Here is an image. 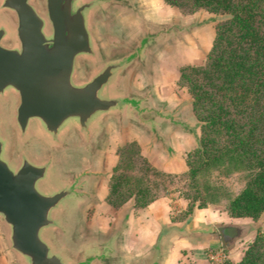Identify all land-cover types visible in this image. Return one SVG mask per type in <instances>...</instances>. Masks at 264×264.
Listing matches in <instances>:
<instances>
[{"label":"rangeland","instance_id":"1","mask_svg":"<svg viewBox=\"0 0 264 264\" xmlns=\"http://www.w3.org/2000/svg\"><path fill=\"white\" fill-rule=\"evenodd\" d=\"M2 1L0 29L6 31L2 45L17 47L15 15L1 8ZM81 3L93 4L86 10L93 53L76 58L73 82L77 85L85 84L108 65H118L112 78L99 92V97L103 100L118 99L121 105L109 112L97 113L88 121L86 128H82L75 119H69L56 137L35 119L30 120L27 131L22 133L15 119L18 96L13 90L6 89L0 93L1 158L12 170H17L23 159L46 165L48 171L36 185L42 194L70 192L50 213L54 224L41 232V239L49 247L50 256H56L63 264H91L99 257L100 247L112 253L106 255L108 258L102 260L101 264H116L114 261L118 264L119 257L113 254V250L121 243L124 223L113 220L109 227L107 224L103 227L100 222H91L90 219L94 214L106 212L103 199L105 201L112 170L117 163L116 150L134 141H127L126 136L132 139L133 135L139 134L137 125L145 123L150 128L149 124L156 119L161 121L159 124L162 123L163 133L168 129V134L174 131L180 137L176 129L194 132L197 124H188L186 119L190 117L189 112L182 106L188 96L186 88L178 84L179 70L188 65L204 64L210 49L193 36L196 31L201 33L206 28L208 45L214 40V23L217 25L224 17L204 10L183 14L176 8L166 9L164 2V9H128L127 0H82ZM30 4L46 21L45 34L50 36L52 30L47 19L46 0H30ZM155 18L156 22H153ZM136 26L140 31L135 29ZM131 29H135V32ZM151 127L155 132L154 126ZM149 128H146L147 132ZM160 139L167 140L164 134ZM167 141L162 148L173 151ZM154 150L158 151L156 147ZM149 162L163 171L155 162ZM186 170L187 167L182 172L172 174ZM125 171L130 178L137 177L131 168H125ZM248 174L242 167L231 164L205 172L198 178L202 200L196 202V205L203 201L210 209L227 213V204L243 189ZM216 188H220L219 193ZM162 192L165 198L172 199L175 218L184 223L190 215L192 199L184 196L187 191L183 184L167 183L165 191H160L161 195ZM82 213L88 219L83 225ZM204 217L203 223H198L195 231L202 237L209 235L217 239L223 224L206 226V215ZM233 219V229L246 227L247 233L236 237L235 230L231 228L228 231L233 239L231 245L223 246L219 236L217 244L204 252L191 253L189 264L241 261L256 231L260 229L264 234V212L257 220ZM98 234L99 239L96 238ZM10 235V227L0 216V264H29L26 258L12 249ZM153 260L155 258L152 256L150 263Z\"/></svg>","mask_w":264,"mask_h":264},{"label":"trees","instance_id":"2","mask_svg":"<svg viewBox=\"0 0 264 264\" xmlns=\"http://www.w3.org/2000/svg\"><path fill=\"white\" fill-rule=\"evenodd\" d=\"M162 1L183 14L204 10L224 17L215 27L204 64L179 70L178 84L186 88L200 124L198 146L186 154L187 170L180 174L155 168L136 141L118 147L105 202L115 210L130 200L136 209L145 208L166 197L160 191L167 183L179 182L187 191L186 199H192L191 214L206 206L203 201L196 205L202 200L198 178L231 164L249 174L226 211L231 218L257 220L264 212V0ZM125 168L137 177L130 178ZM216 190L219 193L220 188ZM231 228L223 226L219 231L225 247L233 243ZM256 232L241 261L209 264H264V234L260 229Z\"/></svg>","mask_w":264,"mask_h":264},{"label":"water","instance_id":"3","mask_svg":"<svg viewBox=\"0 0 264 264\" xmlns=\"http://www.w3.org/2000/svg\"><path fill=\"white\" fill-rule=\"evenodd\" d=\"M77 1L46 0L52 30L48 37L47 23L30 0L1 3L2 9L15 15L18 46L4 47L2 40L6 31L0 29V93L11 89L17 94L15 119L22 133L27 131L30 120L35 119L56 137L69 119L86 128L97 113H106L121 105L118 99L99 97L118 65H108L85 84L73 82L76 58L93 53L86 15L93 4ZM2 152L0 141V216L10 227L12 249L29 264H63L56 256H50L41 232L54 224L50 213L70 192L40 193L36 185L44 179L47 166L23 159L20 167L12 170L2 160ZM235 230L241 237L248 228L240 226Z\"/></svg>","mask_w":264,"mask_h":264},{"label":"crops","instance_id":"4","mask_svg":"<svg viewBox=\"0 0 264 264\" xmlns=\"http://www.w3.org/2000/svg\"><path fill=\"white\" fill-rule=\"evenodd\" d=\"M127 1H129L128 9H135V7L136 9H149L150 7L152 9H157L158 7L164 9L166 7L162 0ZM123 9L125 8L123 7ZM166 9L175 8L167 6ZM153 20V22H156V18ZM214 25L213 34L215 36L216 23ZM135 29L140 31L138 26ZM135 29L130 31L135 32L133 31ZM193 37L204 43L203 46L208 50L211 48L213 40L206 45V28H203L201 33L196 31ZM204 51L206 52V49ZM186 93L188 98L182 106L189 112L190 117L186 119L188 124H197L194 132L176 129L180 137H177L174 131L168 134L167 132H170L168 129L166 133H163L162 123L159 124L161 121L156 119L149 124L150 128L145 123L137 125L136 128L139 134L133 135L132 139L130 138L131 136H126L127 141L134 140L138 143L141 153L146 159L155 162L158 168L165 172H182L186 168V154L198 146L200 125L193 115L191 98L188 92ZM152 125L155 128V132L152 130ZM146 128H149L150 131L147 132ZM163 134L168 141H161L162 139L160 138ZM166 141L169 142V146H172L173 151H170L169 148H162L163 143ZM154 147L159 152L155 151ZM103 204L106 212L104 214H94L90 219L91 222H100L103 227L105 224L109 227V223L113 220L124 223L120 236L121 243L113 250V254L119 257L118 264H189L191 253L194 251L204 252L205 249L207 250L213 244H217L219 240V236H216L218 240L209 235H206L205 238L195 231L196 225L203 223L204 215H206V226L223 224L221 226L234 227L235 225L234 219L229 217L226 212L215 211L210 209V207L204 209L195 208L186 221L181 223L172 213V199L165 197L141 209H136L132 200L126 202L117 210L107 205L104 199ZM87 221V215L82 213V225ZM96 236L99 239L100 235ZM98 249L99 257L91 264H101L102 260L108 258L106 255L112 254L108 250L105 251L106 249L100 247ZM152 256L155 260L150 263ZM114 263L117 264L115 261Z\"/></svg>","mask_w":264,"mask_h":264},{"label":"flooded vegetation","instance_id":"5","mask_svg":"<svg viewBox=\"0 0 264 264\" xmlns=\"http://www.w3.org/2000/svg\"><path fill=\"white\" fill-rule=\"evenodd\" d=\"M236 234V237H238L237 233H236V230L234 231V235Z\"/></svg>","mask_w":264,"mask_h":264}]
</instances>
